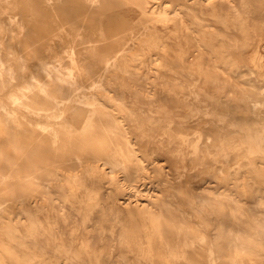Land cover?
Instances as JSON below:
<instances>
[{"label": "bare ground", "instance_id": "obj_1", "mask_svg": "<svg viewBox=\"0 0 264 264\" xmlns=\"http://www.w3.org/2000/svg\"><path fill=\"white\" fill-rule=\"evenodd\" d=\"M263 28L264 0H0V264H264Z\"/></svg>", "mask_w": 264, "mask_h": 264}, {"label": "rangeland", "instance_id": "obj_2", "mask_svg": "<svg viewBox=\"0 0 264 264\" xmlns=\"http://www.w3.org/2000/svg\"><path fill=\"white\" fill-rule=\"evenodd\" d=\"M236 31V30H235ZM263 35H264V28L262 30ZM243 37L240 36V41H238V43H241L243 40ZM259 54L263 53L264 54V45L261 47V50L257 51ZM198 89V91H200V93L202 94V96H204L205 94L210 93V98L215 96L217 99L216 101L218 102L219 99L222 98L223 92L225 91V87L222 86H216L215 88H206V87H201L200 85H196V90ZM214 89V90H213ZM215 91V92H214ZM209 92V93H207ZM193 94L190 95V97H192ZM189 97V96H188ZM219 98V99H218ZM223 100V98L221 99ZM193 102H195V99H193ZM240 103V101H239ZM242 103V101H241ZM198 105L202 106V108L200 110H198V116L199 119L201 120V123L198 121V129L201 128L202 130L204 129V127L209 126L210 125H214V127L216 129L221 130H229V131H234V129L236 130H243L242 128H244V122L242 120V118L240 120L234 121L235 118H233V113H229L227 114H223L220 112V110H212V114H210V105H205L204 102H200L198 101ZM215 107H219L217 103L214 104ZM205 109V110H204ZM206 114V118L204 117ZM201 116V117H200ZM182 119L185 121L188 119L184 118V116L182 115ZM198 119V120H199ZM204 120H208V125L203 123ZM234 121L235 126H232V122ZM200 131V130H199ZM194 138L197 136V138H202V137H206L205 133H199L196 132V136L195 134L192 135L191 137ZM211 142L209 143L211 150H213L215 153L218 154L217 158H221V160L227 158V160L229 161V168H227L226 170H228L227 174H236L238 173V170L240 168L245 169L247 166V162H246V153H244V155H241V149L244 150V146H243V136L242 134H236L233 133L231 134V136L226 137L225 140H222L221 142L217 141V139L215 138L214 135H212V140H210ZM246 152V151H245ZM222 154V155H221ZM225 154V157H224ZM227 155V157H226ZM220 164L219 162L215 161L213 166H216ZM230 171V173H229ZM205 177L204 174L202 172H196L195 173V180H196V186L200 187L198 188L197 191L202 192L203 194L206 193L204 191V187L206 188H210L213 191H221L223 190L224 186L222 185V182H205ZM234 196H236L239 199H243V201L247 200L248 198L245 197L244 195H241L237 190L234 189Z\"/></svg>", "mask_w": 264, "mask_h": 264}]
</instances>
